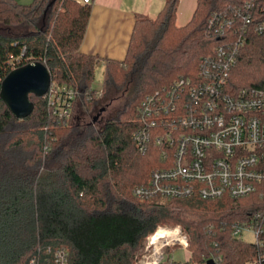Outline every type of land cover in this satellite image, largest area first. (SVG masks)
<instances>
[{"label": "trees", "instance_id": "obj_1", "mask_svg": "<svg viewBox=\"0 0 264 264\" xmlns=\"http://www.w3.org/2000/svg\"><path fill=\"white\" fill-rule=\"evenodd\" d=\"M246 1L198 0L192 20L178 27L180 0H167L156 18H137L127 55L118 61L80 50L91 4L0 0V93L13 70L33 62L49 69L52 85L76 89L88 110L111 90L135 83L125 109L97 133L55 115L48 96L31 95L35 109L24 120L0 96V264H56L60 251L69 264H134L150 235L176 226L189 237V263L249 264L264 252V246L233 236L238 224L264 225L260 196L145 201L135 196L163 167L161 147L151 142L143 154L133 139L148 96L181 78L199 80L204 61L240 37L245 42L231 89H264V37L255 25L236 22L222 35L210 26L213 16ZM263 7L264 0H257L255 12ZM100 61L101 91L92 87Z\"/></svg>", "mask_w": 264, "mask_h": 264}, {"label": "built area", "instance_id": "obj_2", "mask_svg": "<svg viewBox=\"0 0 264 264\" xmlns=\"http://www.w3.org/2000/svg\"><path fill=\"white\" fill-rule=\"evenodd\" d=\"M73 1L92 4V0ZM256 6L257 0H248L229 14L213 16L210 26L222 35L236 22L254 24L264 37V7L257 14ZM244 42L240 37L236 43L220 45L216 56L204 61L199 80L181 78L142 102L133 139L143 154L151 142L161 147L163 167L152 173L149 186L136 188L139 200L194 195L206 200L264 198V89L234 92L229 84ZM54 91L57 100L49 98L54 114L69 119L77 90L51 84L44 97ZM245 229L264 246V225L254 220L238 224L233 236L241 239ZM176 247L190 256L188 235L180 226L159 227L134 264H181L168 252ZM56 264H69L64 252L56 254ZM249 264H264V252Z\"/></svg>", "mask_w": 264, "mask_h": 264}, {"label": "crops", "instance_id": "obj_3", "mask_svg": "<svg viewBox=\"0 0 264 264\" xmlns=\"http://www.w3.org/2000/svg\"><path fill=\"white\" fill-rule=\"evenodd\" d=\"M166 1L92 0V15L81 52L99 56L102 60H124L137 18H156ZM197 5L198 0H180L176 18L178 27H184L192 20ZM99 64L104 66V61Z\"/></svg>", "mask_w": 264, "mask_h": 264}, {"label": "rangeland", "instance_id": "obj_4", "mask_svg": "<svg viewBox=\"0 0 264 264\" xmlns=\"http://www.w3.org/2000/svg\"><path fill=\"white\" fill-rule=\"evenodd\" d=\"M17 1L24 5H30L34 0ZM104 72L105 67L102 64H99L95 71V81L92 86L93 89L100 91L102 90L104 85ZM134 89L135 83H131L127 86L125 91L111 90V92H109L105 98L100 100L92 110H88L85 106H83L82 100L78 97L74 103L72 114L69 119L73 126H88L96 133L100 132L108 121L118 118L120 112L125 109L128 101L133 97ZM56 96L57 94L55 91L52 94H49V98L53 101L57 100ZM103 108H105L104 113L95 121L94 118ZM240 238L243 242L248 244H254L257 241L254 232L250 229L242 230L240 233ZM170 252L173 260L176 263L195 264L188 262V253L180 247L173 248Z\"/></svg>", "mask_w": 264, "mask_h": 264}, {"label": "water", "instance_id": "obj_5", "mask_svg": "<svg viewBox=\"0 0 264 264\" xmlns=\"http://www.w3.org/2000/svg\"><path fill=\"white\" fill-rule=\"evenodd\" d=\"M51 74L49 69L41 62H33L13 70L2 82L1 99L9 111L18 119L29 117L35 104L30 99L31 95L44 97L51 87ZM105 111L101 109L94 118L96 121ZM207 264H215L209 260Z\"/></svg>", "mask_w": 264, "mask_h": 264}, {"label": "bare ground", "instance_id": "obj_6", "mask_svg": "<svg viewBox=\"0 0 264 264\" xmlns=\"http://www.w3.org/2000/svg\"><path fill=\"white\" fill-rule=\"evenodd\" d=\"M161 233V232H160Z\"/></svg>", "mask_w": 264, "mask_h": 264}]
</instances>
